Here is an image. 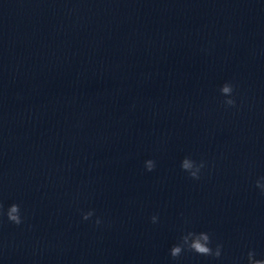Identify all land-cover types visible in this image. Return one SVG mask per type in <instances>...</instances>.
I'll return each instance as SVG.
<instances>
[{
    "label": "water",
    "instance_id": "1",
    "mask_svg": "<svg viewBox=\"0 0 264 264\" xmlns=\"http://www.w3.org/2000/svg\"><path fill=\"white\" fill-rule=\"evenodd\" d=\"M225 82L235 86L231 107L251 181L264 176V0H210Z\"/></svg>",
    "mask_w": 264,
    "mask_h": 264
},
{
    "label": "clouds",
    "instance_id": "2",
    "mask_svg": "<svg viewBox=\"0 0 264 264\" xmlns=\"http://www.w3.org/2000/svg\"><path fill=\"white\" fill-rule=\"evenodd\" d=\"M222 96L225 97L223 103L226 107H235L236 100L234 98L235 86L231 82H225L219 89ZM156 167V162L152 159L145 161V169L149 172L153 171ZM206 167V161H199L192 159L190 156H185L181 163L180 168L186 172L193 180L201 178V172ZM256 188L260 189L264 195V176H261L255 181ZM95 215L93 210L82 213V219L87 221ZM6 216L7 221L20 226L24 223V217L21 214L20 205L12 203L5 211L3 203H0V218ZM153 224L158 222V216L151 217ZM102 221L99 217L95 220L97 226L101 225ZM186 252L194 253L198 256L211 257L213 260H220L223 254V244L215 242L212 235L206 231H186L173 244L169 249V256L172 260H178ZM246 264H264V257L257 258V253L254 249H249L246 253ZM234 264H240V261H234Z\"/></svg>",
    "mask_w": 264,
    "mask_h": 264
}]
</instances>
